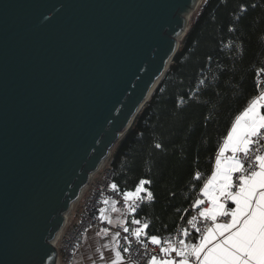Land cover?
I'll return each mask as SVG.
<instances>
[{"label": "water", "instance_id": "obj_1", "mask_svg": "<svg viewBox=\"0 0 264 264\" xmlns=\"http://www.w3.org/2000/svg\"><path fill=\"white\" fill-rule=\"evenodd\" d=\"M199 2L0 0V264H55L64 215Z\"/></svg>", "mask_w": 264, "mask_h": 264}, {"label": "trees", "instance_id": "obj_2", "mask_svg": "<svg viewBox=\"0 0 264 264\" xmlns=\"http://www.w3.org/2000/svg\"><path fill=\"white\" fill-rule=\"evenodd\" d=\"M189 24L148 101L111 149L116 190L133 192L141 180L151 181L143 187L153 199L134 212L150 225L149 235L184 221L232 119L264 86L256 75L264 67V0H200ZM196 172L203 179L195 181Z\"/></svg>", "mask_w": 264, "mask_h": 264}, {"label": "snow or ice", "instance_id": "obj_3", "mask_svg": "<svg viewBox=\"0 0 264 264\" xmlns=\"http://www.w3.org/2000/svg\"><path fill=\"white\" fill-rule=\"evenodd\" d=\"M240 9L244 11L245 6L241 5ZM256 75H264V67ZM259 87L257 84V89ZM226 152L231 155L226 156ZM193 179L199 181L203 176L196 172ZM149 183L151 181L141 180L134 192L123 193L124 200H152L153 194L143 187ZM110 187L115 190L117 185ZM141 192H146V197H141ZM200 192L206 198L207 206H204L205 199L196 198L190 207L197 209V215L187 221L199 233L198 238H190L187 227L178 232V236L189 238L187 240L149 236L145 231L150 227L148 223L132 221L139 225L132 235L147 247V243L141 240L143 235L152 245L160 246L159 252L163 254L159 258L151 256L148 264H264V91L250 97L232 119L218 148L214 169ZM228 202L234 207H226ZM116 210L113 208V211ZM129 211L136 212L137 207L129 205ZM218 217L225 218L226 222H217ZM198 218L203 220L202 229L197 227ZM101 219L108 218L101 216ZM123 231L128 232L129 229L124 227ZM107 232L105 229L104 234ZM124 251L127 252L128 248ZM100 257L104 259V254L101 253ZM115 257L109 264H118L123 260L120 251L115 252Z\"/></svg>", "mask_w": 264, "mask_h": 264}, {"label": "built area", "instance_id": "obj_4", "mask_svg": "<svg viewBox=\"0 0 264 264\" xmlns=\"http://www.w3.org/2000/svg\"><path fill=\"white\" fill-rule=\"evenodd\" d=\"M257 80L259 83L264 84V75L258 76ZM259 91H264V86ZM217 152L213 159L212 170L215 166ZM225 155H231V153L226 152ZM111 161L112 156L111 151H109L99 166L90 173L89 179L83 187L80 195L64 215L63 225L52 240V243L56 248L55 264H71L77 248L81 245L86 231L90 227H94L98 230H114L115 233H119L118 236L115 235L118 251L121 252V255L125 260L133 262L134 264H148L151 256L157 255L158 258L163 256V254L159 252L160 246L152 245L142 235L141 240H144V242L147 243V247H144V245L132 235V232L135 228L139 227V225L132 223L133 220H138V218L135 216L134 212L129 211V205L137 207L139 202L145 199H130L125 201L123 193L110 187V185H112ZM200 189L186 208L184 221L182 223L180 222L173 230L158 236L168 239L185 238L183 236H178V232L180 229L187 227L189 229L190 238L199 237V233H197L195 229H192L187 221L191 219L192 216L197 215V209L190 207L196 198L205 199L204 206H207L206 198L202 196ZM140 196L145 197L142 194H140ZM104 201H108V203H104ZM226 207L234 206L231 202H228ZM113 208H120L126 211L127 219L125 222L109 223V219L111 220V216L114 213ZM101 209L104 211L101 212ZM101 216H105L108 219H101ZM217 222H226V220L223 217H218ZM141 224L143 223L141 222ZM196 224L197 227L202 229V218H198ZM124 227H127L129 231L124 232ZM124 237H128V239L126 240ZM185 239L187 240L189 238ZM193 242H195V239H193ZM125 248H128L127 252L124 251ZM172 255L174 256L175 254L173 253Z\"/></svg>", "mask_w": 264, "mask_h": 264}, {"label": "crops", "instance_id": "obj_5", "mask_svg": "<svg viewBox=\"0 0 264 264\" xmlns=\"http://www.w3.org/2000/svg\"><path fill=\"white\" fill-rule=\"evenodd\" d=\"M116 209L117 210L114 211L111 216L112 223L125 222L127 219L126 211L120 208ZM104 245H108L109 247L105 248L103 247ZM116 251H118V248L116 245L114 230H108L105 235L104 230H98L94 227H90L87 229L81 245L77 248L75 257L71 264H109L110 260L116 259ZM101 253L104 254V259H101ZM118 264L134 263L125 260L123 257V260L119 261Z\"/></svg>", "mask_w": 264, "mask_h": 264}, {"label": "bare ground", "instance_id": "obj_6", "mask_svg": "<svg viewBox=\"0 0 264 264\" xmlns=\"http://www.w3.org/2000/svg\"><path fill=\"white\" fill-rule=\"evenodd\" d=\"M73 204V203H72Z\"/></svg>", "mask_w": 264, "mask_h": 264}]
</instances>
